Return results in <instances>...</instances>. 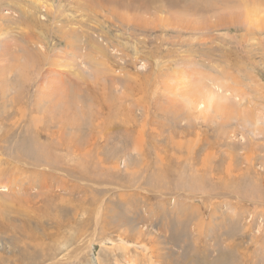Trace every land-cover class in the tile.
Masks as SVG:
<instances>
[{"label":"rangeland","instance_id":"rangeland-1","mask_svg":"<svg viewBox=\"0 0 264 264\" xmlns=\"http://www.w3.org/2000/svg\"><path fill=\"white\" fill-rule=\"evenodd\" d=\"M36 2L0 0V264H264V0Z\"/></svg>","mask_w":264,"mask_h":264},{"label":"bare ground","instance_id":"bare-ground-1","mask_svg":"<svg viewBox=\"0 0 264 264\" xmlns=\"http://www.w3.org/2000/svg\"><path fill=\"white\" fill-rule=\"evenodd\" d=\"M32 2H34V1H32ZM35 2H36V0H35ZM40 2V1H39ZM36 3H38V2H36ZM41 5V4H40ZM19 13L22 15V16H24V17H27V19L30 17V16H27L28 15V12L26 11V10H24L25 8H23V7H19Z\"/></svg>","mask_w":264,"mask_h":264}]
</instances>
